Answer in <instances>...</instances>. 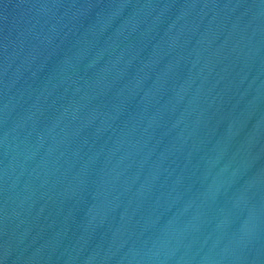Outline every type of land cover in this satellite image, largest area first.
<instances>
[{"label": "water", "instance_id": "obj_1", "mask_svg": "<svg viewBox=\"0 0 264 264\" xmlns=\"http://www.w3.org/2000/svg\"><path fill=\"white\" fill-rule=\"evenodd\" d=\"M0 264H264V0H0Z\"/></svg>", "mask_w": 264, "mask_h": 264}]
</instances>
